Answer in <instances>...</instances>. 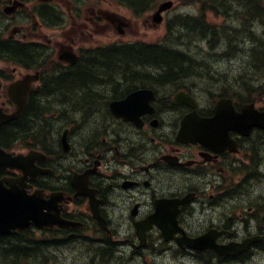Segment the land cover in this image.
Masks as SVG:
<instances>
[{"label": "flooded vegetation", "instance_id": "obj_1", "mask_svg": "<svg viewBox=\"0 0 264 264\" xmlns=\"http://www.w3.org/2000/svg\"><path fill=\"white\" fill-rule=\"evenodd\" d=\"M90 1L87 23L84 0H0V107L11 111L7 89L19 79L5 73L4 64L38 73L34 100H52L66 110L62 133L47 129L58 136L57 150L41 148L50 145L46 138L24 144L17 137L12 145L23 143L45 154L36 165L52 172L29 180L28 193L42 190L46 199L63 194L69 259L81 264H264V129L242 134L236 127L212 136L201 131L190 143L177 139L185 116L211 119L219 99L230 98L235 112H241L246 103L239 102L240 94L202 102L180 77L174 88L172 79L159 75L164 70L152 71L145 61L114 63L111 76L96 75L89 91L70 93L66 86L58 91L57 85L77 73L66 63V53L78 57L76 65L86 32L102 30L103 20L121 35L120 27H128L101 7L102 0ZM148 26H155L152 17ZM137 91L119 108L128 119L116 117L110 105ZM259 98L254 107L264 111ZM201 127L206 129L194 124V132ZM20 174L0 171V180Z\"/></svg>", "mask_w": 264, "mask_h": 264}, {"label": "trees", "instance_id": "obj_2", "mask_svg": "<svg viewBox=\"0 0 264 264\" xmlns=\"http://www.w3.org/2000/svg\"><path fill=\"white\" fill-rule=\"evenodd\" d=\"M132 9H137L147 0H121ZM183 4L194 3L199 9V13L195 16L186 15L178 17L174 21V32L172 35L177 36V39L183 35L190 36L195 43L207 42L210 47H215L221 42L228 48L225 53H228L234 46L239 47L240 42L237 44L235 38H241L238 31L231 26L222 25L215 26L210 24L207 20V13H212L213 16H221L224 21L230 19L232 22L238 21L244 33V39L248 42L247 49L243 50L246 53L247 67H246V91L249 94L254 92V86L251 78L256 76L260 71L264 70V41L255 32V28L263 35L264 33V0H178ZM254 24V29L252 27ZM176 30V31H175ZM222 41V37H228ZM177 39L175 41L177 42ZM174 41V42H175ZM8 55V54H7ZM89 56H93L90 55ZM93 64L86 65L80 64L77 73L70 74V78H74L66 83L57 85L58 91L66 86V92L88 90V87H94L95 84L89 83V79L93 76L96 77L98 73L104 76H111V70L117 69L114 63L120 62H149L158 69L166 70V77L176 79L180 73L179 71L191 74V71L196 69L193 65L192 68L184 67L187 62H194L192 58L187 56L184 52L176 50L173 45H143L127 47L122 46L119 48H112L97 52L95 57H91ZM100 61L102 63L98 64ZM31 63V61L24 60V63ZM96 62V63H94ZM109 63V64H105ZM184 64V65H183ZM184 67V70L182 69ZM191 70V71H190ZM79 77V78H78ZM84 77L85 79H80ZM75 79H77L75 81ZM90 87V88H91ZM73 88V89H72ZM89 88V90H90ZM72 89V90H71ZM88 90V91H89ZM92 99V98H91ZM33 95L30 97L29 105L19 122L11 123L2 126L0 131V146L9 148L12 142L17 137L23 140L30 139L33 135H40L43 138L47 132L44 125L50 126L51 119H44V123L38 126L41 115L33 112ZM38 120V121H37ZM16 130L18 132L15 134ZM36 132V133H35ZM49 134V133H48ZM3 245L8 246L9 257H18L24 253L25 250H30L32 246L31 237H22L16 240L4 241L0 237V248ZM11 249V250H9ZM2 257L0 256V263ZM7 264H10L7 260Z\"/></svg>", "mask_w": 264, "mask_h": 264}, {"label": "rangeland", "instance_id": "obj_3", "mask_svg": "<svg viewBox=\"0 0 264 264\" xmlns=\"http://www.w3.org/2000/svg\"><path fill=\"white\" fill-rule=\"evenodd\" d=\"M86 1V9H85V19L88 23V19L90 17L89 8L91 1L90 0H84ZM102 8L108 12H114L117 15H119L126 24H128V27L122 26L120 27L121 30L124 31V34L121 35L117 32V28L113 27L112 25H109L106 23V21L103 20L102 22V30L96 32H92L89 34L86 32L83 37H81V47H93L96 45H108V44H116V43H125V42H144V43H156L161 41L164 38V34L166 33V24L168 20H174L177 16H186L191 15L195 16L199 13V9L196 4L194 3H187V5L181 3L174 2L173 7L165 13L163 16V22L159 25L154 24L152 28H149L148 23L151 24V17L153 16L155 12V8L158 6V4L161 3V1L157 0L155 1L150 9L146 11L143 15L139 17H134L131 12L114 1L111 0H102ZM207 20L210 24H213L215 26H219L223 19L221 16H213L212 13H207ZM148 21V22H146ZM229 26L234 28L238 31V35L244 37V33H242L241 25L238 21L236 22H229ZM252 27L254 29V24H252ZM174 28V25H173ZM255 32L258 36L261 37V39L264 41V33L263 35L258 31L259 29L255 28ZM176 31V30H175ZM123 36V37H121ZM231 35H228V37H222L221 40L225 41V39H229ZM174 40H171L169 42V45H174V47L184 52L187 56L192 58L193 60L200 63L201 67H198L199 70H195V72H199L197 74L193 73V75H189L190 77L180 80L181 84L184 83L188 87L193 89L194 94L202 101L206 100H216L218 97L217 95L224 94H233L234 92L244 93V90L241 85H237L235 82L240 74H243L246 72V65H247V59H246V53H240L241 49H247L248 41L241 38H235L237 44L240 42L239 48L237 49V46H234L228 53H225V51L228 50V48L224 45V43H220L219 45L215 47H210L207 42H199L195 43L193 40L191 41L190 36L183 35L177 39L176 37H173ZM177 39V42L175 41ZM67 40V36H66ZM175 41V42H174ZM118 65V64H117ZM184 65V64H183ZM117 67V66H116ZM132 69H137L136 67H132ZM3 70L5 73L13 75L15 78H21L23 77L27 72L15 67L13 65H4L3 64ZM100 74V73H98ZM234 82V84H233ZM90 83V82H89ZM9 82H6L4 85H8ZM178 85H180L178 83ZM177 85V87H178ZM91 86L88 87V90ZM174 87V86H172ZM94 89L93 87H91ZM176 88V87H174ZM257 92L253 96V100L261 97L264 99V70L260 73V75L257 78ZM71 93V92H70ZM69 93V94H70ZM259 98V99H261ZM258 99V100H259ZM71 100H74L71 98ZM71 104L75 103L74 101H70ZM47 118H50V115L46 116ZM61 118L64 119L66 116ZM45 117L41 116V119H39L38 126L41 125V123H44ZM38 121V120H37ZM57 130H54L53 132L56 133ZM61 131V130H60ZM59 131V133H60ZM29 149H25L24 146H21L19 144L18 147H16L13 152L14 153H27ZM61 167V166H57ZM37 237L40 236V234L36 235ZM53 255L49 256L47 259V262L45 260H26L22 261L18 264H81L78 259L72 258L69 259V256L66 254V248H62L61 250H52ZM0 264H7L4 261H1Z\"/></svg>", "mask_w": 264, "mask_h": 264}, {"label": "water", "instance_id": "obj_4", "mask_svg": "<svg viewBox=\"0 0 264 264\" xmlns=\"http://www.w3.org/2000/svg\"><path fill=\"white\" fill-rule=\"evenodd\" d=\"M172 2H166L159 6L154 16L155 22H160L159 16L162 11L171 8ZM71 62V61H70ZM32 77H25L22 81L14 83L9 89V97L15 103L14 112L9 115L3 114L0 109V125L17 119L26 104V98L29 93ZM134 93L130 95L124 102L112 103L111 111L116 117L128 119L126 114L119 110L120 106H125L126 102L136 97ZM230 103L228 100H220L215 107V116L209 120H197L194 114L188 116L182 122V128L178 135V140L182 142H192L196 139L193 126L196 122L198 125L210 126L212 128L202 127L198 130H204L209 136L215 134L217 130L226 133L228 130H237L242 134L248 133L252 128L257 127L264 129V112H257L253 105L244 106L241 113H234L231 108L232 115L226 117V111ZM197 120V121H195ZM217 123L223 125L217 127ZM237 127V129H236ZM201 133V131H200ZM63 151L66 153V132L62 137ZM44 157L39 152L31 151L27 155H11L0 149V170L12 168L20 170L22 177L15 180L0 181V235L9 234L16 229L28 228L34 225L39 228L52 227L55 225L66 226V221L59 217L60 209L57 203L62 200L61 194H51L49 199L45 200L42 191H35L28 195L26 182L28 178H35L39 173H46L35 166V162ZM3 182H6L10 188H5Z\"/></svg>", "mask_w": 264, "mask_h": 264}]
</instances>
